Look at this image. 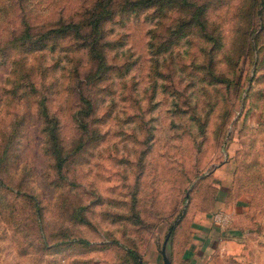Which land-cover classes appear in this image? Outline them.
<instances>
[{
	"label": "rangeland",
	"instance_id": "1",
	"mask_svg": "<svg viewBox=\"0 0 264 264\" xmlns=\"http://www.w3.org/2000/svg\"><path fill=\"white\" fill-rule=\"evenodd\" d=\"M98 1L0 0V264H164L217 187L264 203V0H123L97 34Z\"/></svg>",
	"mask_w": 264,
	"mask_h": 264
},
{
	"label": "crops",
	"instance_id": "2",
	"mask_svg": "<svg viewBox=\"0 0 264 264\" xmlns=\"http://www.w3.org/2000/svg\"><path fill=\"white\" fill-rule=\"evenodd\" d=\"M220 208L232 214L230 225L214 221ZM167 252L172 264H264V203L252 192L217 187L209 203L187 213L169 235Z\"/></svg>",
	"mask_w": 264,
	"mask_h": 264
},
{
	"label": "trees",
	"instance_id": "3",
	"mask_svg": "<svg viewBox=\"0 0 264 264\" xmlns=\"http://www.w3.org/2000/svg\"><path fill=\"white\" fill-rule=\"evenodd\" d=\"M147 2L145 0H137L131 3L130 6H128V10L130 11H137L136 7H140L142 5H145ZM125 3L123 0H100L97 2L95 7L90 11V14L88 16V20L85 22L86 25H89L92 30H95L98 34V30L102 28L103 22L109 18L110 16L114 14H118V11L125 9ZM82 24L80 22H70L67 25H63L60 27L53 28L49 31L52 33H57V35H60L61 32L68 33L69 27L71 29L73 28L74 34H79L80 30L82 29ZM103 35V34H102ZM41 42V40L39 41ZM91 43V42H90ZM96 43L97 39L95 38L94 42L92 43V49H96ZM88 111V110H87ZM63 160L59 161L58 166L62 167ZM136 258V256H134Z\"/></svg>",
	"mask_w": 264,
	"mask_h": 264
},
{
	"label": "built area",
	"instance_id": "4",
	"mask_svg": "<svg viewBox=\"0 0 264 264\" xmlns=\"http://www.w3.org/2000/svg\"><path fill=\"white\" fill-rule=\"evenodd\" d=\"M213 219L220 226L225 227L231 224L233 216L229 211L220 208L213 212Z\"/></svg>",
	"mask_w": 264,
	"mask_h": 264
},
{
	"label": "water",
	"instance_id": "5",
	"mask_svg": "<svg viewBox=\"0 0 264 264\" xmlns=\"http://www.w3.org/2000/svg\"><path fill=\"white\" fill-rule=\"evenodd\" d=\"M168 237L165 239L164 241V244H163V247H162V253H163V258H164V264H172V261L168 255V252H167V242H168ZM142 264H145L142 262Z\"/></svg>",
	"mask_w": 264,
	"mask_h": 264
}]
</instances>
